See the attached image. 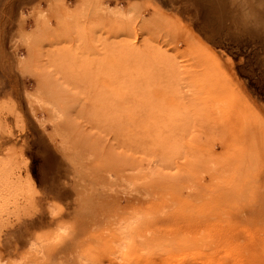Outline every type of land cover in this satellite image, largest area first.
Instances as JSON below:
<instances>
[{
    "label": "rangeland",
    "instance_id": "rangeland-1",
    "mask_svg": "<svg viewBox=\"0 0 264 264\" xmlns=\"http://www.w3.org/2000/svg\"><path fill=\"white\" fill-rule=\"evenodd\" d=\"M0 264H264V0H0Z\"/></svg>",
    "mask_w": 264,
    "mask_h": 264
},
{
    "label": "bare ground",
    "instance_id": "bare-ground-1",
    "mask_svg": "<svg viewBox=\"0 0 264 264\" xmlns=\"http://www.w3.org/2000/svg\"><path fill=\"white\" fill-rule=\"evenodd\" d=\"M138 218L136 216L130 218L126 222H121L116 226L115 238H116V247L118 250H122L127 243L130 242L128 237V231L134 222H137ZM117 250V251H118ZM121 254V253H120Z\"/></svg>",
    "mask_w": 264,
    "mask_h": 264
}]
</instances>
